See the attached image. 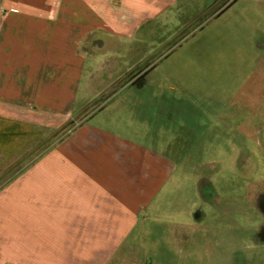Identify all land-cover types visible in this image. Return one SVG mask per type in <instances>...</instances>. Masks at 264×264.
Returning a JSON list of instances; mask_svg holds the SVG:
<instances>
[{"label": "rangeland", "instance_id": "1", "mask_svg": "<svg viewBox=\"0 0 264 264\" xmlns=\"http://www.w3.org/2000/svg\"><path fill=\"white\" fill-rule=\"evenodd\" d=\"M12 1L19 6L2 10L0 23L38 18L69 29L70 38L22 37L27 56L8 58L0 112L25 122L21 145L33 148L0 179L146 73L152 129L175 151L177 169L149 205L141 201L108 264H264V0H238L201 29L189 20L136 27L142 17L119 0ZM113 29L138 40L117 41L106 34ZM162 93L177 101L168 106L171 122L159 128ZM92 124L127 137L147 130L114 106ZM139 140L153 147L159 138Z\"/></svg>", "mask_w": 264, "mask_h": 264}, {"label": "crops", "instance_id": "2", "mask_svg": "<svg viewBox=\"0 0 264 264\" xmlns=\"http://www.w3.org/2000/svg\"><path fill=\"white\" fill-rule=\"evenodd\" d=\"M237 1L119 0L118 3L142 17L136 27L145 21L148 26L156 20H176L177 25L189 20L185 24L201 29ZM13 3L19 6L12 0H0V12ZM19 9L22 10V5ZM52 25L23 16L7 17L0 23V91L7 89L8 58L27 56L22 37H33L36 43L56 36L62 40L70 38L69 29L61 33ZM106 34L117 41L136 38L116 29ZM149 35L155 34L146 32V37ZM12 42L14 49H8ZM30 57L36 58V53L31 51ZM35 63L32 64L37 70ZM146 84L144 73L141 82L128 85L36 160L25 166L21 163L13 176L0 179V264L109 263L133 227L141 201L149 205L177 169L175 151L168 150L167 141H161L162 137L156 135L158 131L152 129V98L146 97ZM176 101L177 98L166 93L158 96L159 128L171 122L172 114L166 113ZM113 106L121 114L127 112L133 122L147 126L142 137L137 134L127 137L92 124L100 112ZM24 123L16 116L0 112V175L33 148L31 145L30 149H24L21 145ZM146 135L159 138V145L146 146L145 141L139 140L146 139ZM7 156L11 157L9 161Z\"/></svg>", "mask_w": 264, "mask_h": 264}]
</instances>
